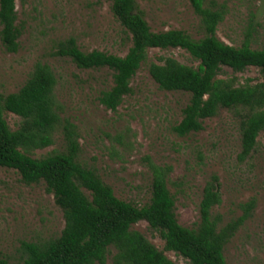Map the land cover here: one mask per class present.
<instances>
[{
    "label": "rangeland",
    "instance_id": "1",
    "mask_svg": "<svg viewBox=\"0 0 264 264\" xmlns=\"http://www.w3.org/2000/svg\"><path fill=\"white\" fill-rule=\"evenodd\" d=\"M21 30L19 48L8 53L0 42V93H14L25 83L35 64L52 70L54 95L61 107V121L75 125L80 151L77 160L94 169L114 195L138 207L149 203L152 173L149 163L170 167L168 188L175 197L178 223L192 228L199 220V203L205 184L216 176L221 195L213 215L221 225L235 220L241 206L254 201L250 217L226 244V264H264V130L250 155L241 152V109H222L203 122V129L179 137L172 128L180 121L189 96L162 91L150 78L151 62L173 58L187 66L198 62L181 49H151L147 60L132 78V92L116 111L98 102L102 91L113 85L108 69H79L69 58L56 55L57 45L70 37L83 52L100 51L123 57L131 46L124 28L114 18L107 0H15ZM152 32L181 30L197 40L203 37L200 20L189 0H135ZM208 6L223 8L225 16L216 36L224 43L239 46L248 34L253 49L264 48V0H207ZM219 78H235L238 84L261 81L249 67L234 73L223 67ZM11 130L21 119L5 113ZM65 148L59 126L53 144L35 150L42 158ZM84 192L88 194L85 190ZM65 222L53 195L43 182L26 185L13 169L0 168V258L10 264L22 260V243H41L57 238ZM175 264H188L180 255L164 250V242L145 221L132 225ZM105 264H112L111 257Z\"/></svg>",
    "mask_w": 264,
    "mask_h": 264
},
{
    "label": "trees",
    "instance_id": "2",
    "mask_svg": "<svg viewBox=\"0 0 264 264\" xmlns=\"http://www.w3.org/2000/svg\"><path fill=\"white\" fill-rule=\"evenodd\" d=\"M107 1L130 39L126 55L83 52L73 37L59 42L55 53L69 58L79 69L106 68L112 72L113 85L100 93L99 104L107 110H117L123 98L132 92L131 80L146 62L148 50H184L198 62L196 68L173 58L148 66L149 76L160 90L189 96L172 131L187 137L201 131L203 122L217 116L220 110L239 108L243 111L239 158L248 157L264 130V48L251 47V34L237 47L221 41L216 30L225 10L208 6L207 0H189L204 34L197 40L181 30L152 32L135 0ZM16 21L15 0H0V42L8 53L19 48L21 30ZM223 67L234 73L254 67L261 81L241 85L233 77L219 78ZM55 85L49 66L37 63L18 91L0 93V168L15 170L26 185L43 182L65 222L57 238L22 243V260L18 264H105L110 248L114 249L112 264H175L143 234L131 229L140 221L158 233L165 251L180 255L188 264H226L224 248L250 217L254 201L241 206L243 215L222 226L221 217L212 213L221 203L218 178L213 176L202 191L199 220L192 228L184 227L178 223L175 197L168 188L171 168L151 163L149 203L138 207L117 198L94 169L77 160L79 134L71 122L61 121ZM7 112L21 119L16 130L9 128L4 117ZM59 126L64 131V150L33 158L35 150L53 144V134ZM0 264L10 263L0 258Z\"/></svg>",
    "mask_w": 264,
    "mask_h": 264
}]
</instances>
